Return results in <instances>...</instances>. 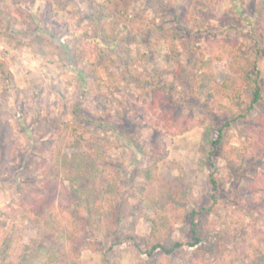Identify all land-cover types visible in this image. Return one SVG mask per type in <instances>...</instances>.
<instances>
[{"label": "rangeland", "instance_id": "obj_1", "mask_svg": "<svg viewBox=\"0 0 264 264\" xmlns=\"http://www.w3.org/2000/svg\"><path fill=\"white\" fill-rule=\"evenodd\" d=\"M173 34L182 49L171 47ZM197 44L234 47L231 57L214 64L222 79L234 76L236 60L258 61L264 71V0H0V233L14 224L27 240L40 237L31 209L61 210L69 203L67 183L46 186L44 176L54 131L65 122L76 129L70 141L96 142L120 166L130 192L145 187V195L160 199L174 187L188 209L209 206L205 159L221 119L210 116L206 90L194 86ZM82 50L95 55L99 75L76 61ZM155 107L176 132L155 133L147 118L160 121ZM260 126L264 101L233 124L232 143L254 141ZM155 142L164 158L150 184L146 171ZM258 148L264 159V143ZM257 162L241 181L222 178L213 216L229 222L235 206L256 204L251 188L264 160ZM144 213L152 215L127 197L113 232L89 234L97 250L58 264H144L150 233ZM173 237L187 241L188 227L178 224ZM193 261L189 248L172 257L173 264Z\"/></svg>", "mask_w": 264, "mask_h": 264}, {"label": "trees", "instance_id": "obj_2", "mask_svg": "<svg viewBox=\"0 0 264 264\" xmlns=\"http://www.w3.org/2000/svg\"><path fill=\"white\" fill-rule=\"evenodd\" d=\"M176 38L173 34L171 47L176 44L181 48L183 45L175 43ZM194 48L196 66L200 69L194 86L196 90H206L210 116L221 119L213 130L205 159L211 204L188 209L174 187H170L160 199L145 195V187L130 192L121 182L120 166L102 152L98 143H83L80 139L70 141L69 133L76 132V129L71 123H60L47 154L50 168H44L45 185L56 181L67 183L71 188L69 203L61 210L51 205L31 209L41 230L40 237L27 240L22 229L14 224L2 231L0 264H58L61 258H71V261L80 258L86 249L97 250L99 245L88 238L89 234L101 230L113 232L127 197L139 204L141 212L152 211V215L144 213L150 227L143 249L147 256L143 259L144 264H173L174 254L185 248L193 252L192 264H264V163L258 169L256 183L250 187L258 196L256 207L253 204L235 206L233 219L229 222L211 213L221 200L222 178L241 181L251 163L264 160L258 148L264 143L261 139L264 126L255 128L254 141L242 140L240 147L232 143L233 124L246 119L264 101V71L258 61L236 60L230 65L234 76L222 79L214 64L222 62L224 54L231 57L234 47L218 44L210 48L197 44ZM76 61L86 62L93 75L100 74L95 55L82 50L76 54ZM153 110L160 121L154 123L153 117L147 118L159 137L178 130L169 118L162 117L161 107ZM141 113L143 115L144 111ZM152 153L146 171L150 184L164 158L159 142L152 147ZM220 159L225 161L221 168L217 165ZM178 224L188 227L187 241L173 237Z\"/></svg>", "mask_w": 264, "mask_h": 264}]
</instances>
